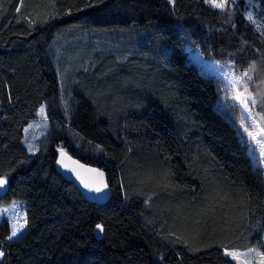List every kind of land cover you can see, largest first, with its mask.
Instances as JSON below:
<instances>
[{
  "label": "trees",
  "instance_id": "16d2710c",
  "mask_svg": "<svg viewBox=\"0 0 264 264\" xmlns=\"http://www.w3.org/2000/svg\"><path fill=\"white\" fill-rule=\"evenodd\" d=\"M253 3L249 19L244 0H0V204L27 212L12 240L0 218V264H237L224 248L264 244L263 171L185 48L256 60L264 79ZM45 102L54 126L31 152L24 129ZM60 147L107 172L106 202L57 170Z\"/></svg>",
  "mask_w": 264,
  "mask_h": 264
},
{
  "label": "rangeland",
  "instance_id": "374dc122",
  "mask_svg": "<svg viewBox=\"0 0 264 264\" xmlns=\"http://www.w3.org/2000/svg\"><path fill=\"white\" fill-rule=\"evenodd\" d=\"M238 1V0H236ZM245 1V12L247 16L251 14L253 17L255 7L253 0ZM220 2V0H218ZM102 41L100 37L94 40L93 47L99 50ZM187 51V61L195 63L199 70L209 76H212L216 81L217 86V106L221 109L236 125L241 137L245 140L248 146V150L251 153L253 164L260 167L264 174V153L261 152V147L256 141H264V79L257 74L258 64L256 60H251L245 66H239L234 60H220L213 56L206 55L199 46L194 44H187L185 46ZM253 62H255V68L249 73L252 76L248 83V89L255 97L257 103L252 105L251 101L248 102V107L245 108L238 100L234 99L237 92L243 93L244 89L239 85L233 88L232 81L243 77L245 70H248ZM59 93L64 101V106L69 107L72 94L69 89L68 80L65 77L59 76ZM247 80L246 77H244ZM41 108L44 109V113H41ZM37 118L29 121L24 129L23 143L29 148L31 145V152H36L40 145L44 135L54 126L53 121L49 117V104L45 102L37 111ZM243 122V123H242ZM247 129V131L245 130ZM249 133H253L255 139L249 136ZM14 205L17 206L14 208ZM9 209L7 213L0 211V218L7 219L12 225V217L16 212L20 214H26V203L21 200H13L9 203L0 204V210ZM21 222H23L21 220ZM27 227V225H26ZM26 227L18 234L19 237ZM14 237V238H17ZM13 238V239H14ZM225 249L230 252H236L240 255L239 260H234L237 264H264V244L252 245L248 248H229L226 247L223 250L225 255ZM0 251H3L0 247ZM229 257V256H227ZM231 258V257H230ZM2 258H0L1 260Z\"/></svg>",
  "mask_w": 264,
  "mask_h": 264
},
{
  "label": "snow or ice",
  "instance_id": "6c2138e0",
  "mask_svg": "<svg viewBox=\"0 0 264 264\" xmlns=\"http://www.w3.org/2000/svg\"><path fill=\"white\" fill-rule=\"evenodd\" d=\"M169 2L174 3L175 0H169ZM206 2L210 6L216 7V8L224 9L226 7V0H220V2H218V0H206ZM17 11H19V9H17ZM249 19H252L251 14L249 15ZM254 68H255V62H253L252 66L248 70L244 71L243 77L232 81L233 88H236V86L239 85L240 87L244 89L243 93L237 92L236 95L234 96V99L238 100L242 105H244L245 108L248 107L249 101H251L252 105H255L257 103L255 97L249 91L248 83H247V81H250L252 79V76L249 73ZM244 77H246L247 80H245ZM40 111L42 114L44 113L43 108H41ZM245 130L247 131V129ZM249 136L255 139V136L253 133H249ZM256 142L257 144L260 145L261 152L264 153V141H256ZM31 147L32 146L29 145L30 150H31ZM64 156H65V153L63 152V150H61L62 159L59 161V163L63 164L67 168L69 167V165L65 163L63 159ZM73 163H77V162H73ZM79 167L84 168L83 165H79ZM72 171L76 172L77 177L81 179V182L83 183L84 187L90 189L91 191L101 192L103 191V189L108 187V184L104 180V173L98 169H92V168L87 169V172L94 174V176L91 177L90 179H85L83 176H81L80 172H78L76 168H73ZM7 183L8 181L6 177H0V189H3ZM16 207L17 206L14 205V208ZM0 211L7 213L9 209L5 208ZM21 220L23 222H21ZM26 225H27L26 214H20L19 212H16L12 217L11 235L8 237V239L12 240L14 237H17L18 234L26 227ZM96 230L98 231V233H103L104 225L97 224ZM225 255L231 257L233 260H239L240 255H247V254L246 253L238 254L236 252H230L227 249H225ZM3 256H4V252L0 251V258H2Z\"/></svg>",
  "mask_w": 264,
  "mask_h": 264
},
{
  "label": "water",
  "instance_id": "95a60500",
  "mask_svg": "<svg viewBox=\"0 0 264 264\" xmlns=\"http://www.w3.org/2000/svg\"><path fill=\"white\" fill-rule=\"evenodd\" d=\"M61 150H63V152L65 153V156L63 157V159L65 163L69 165V167L67 168L63 164L59 163V161L62 159ZM73 162H77V163H73ZM79 165H83L84 168H80ZM56 168L67 179L72 180L87 199L94 201V202H98V203H104L108 200L110 193H111L109 180H108V174L100 166L85 162L82 159L78 158L77 156L73 155L67 148L60 147L59 154L56 159ZM73 168H76L77 171L80 172L81 176H83L85 179H90L91 177L94 176L93 173L87 172L88 168L98 169L102 171L104 173V180L108 184V187L103 189V191L101 192H95V191H91L88 188H85L83 183L81 182V179L77 177L76 172L72 171ZM0 177H3V176H0ZM7 191H8V183L4 186L3 189H0V198L3 197L7 193ZM96 233L98 237H101L104 232L98 233V231L96 230Z\"/></svg>",
  "mask_w": 264,
  "mask_h": 264
}]
</instances>
